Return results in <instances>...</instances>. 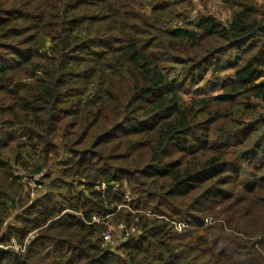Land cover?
Masks as SVG:
<instances>
[{
	"label": "trees",
	"instance_id": "1",
	"mask_svg": "<svg viewBox=\"0 0 264 264\" xmlns=\"http://www.w3.org/2000/svg\"><path fill=\"white\" fill-rule=\"evenodd\" d=\"M187 1L0 0V264H264V0Z\"/></svg>",
	"mask_w": 264,
	"mask_h": 264
},
{
	"label": "rangeland",
	"instance_id": "2",
	"mask_svg": "<svg viewBox=\"0 0 264 264\" xmlns=\"http://www.w3.org/2000/svg\"><path fill=\"white\" fill-rule=\"evenodd\" d=\"M130 1L132 2L134 1L136 3V5H134V8L136 10L139 9L141 13L150 14L154 5L164 2V1L167 2L170 0H130ZM235 1L237 0H188L186 3L181 4V6L177 9L176 13L183 15L184 16L183 18L193 23L196 22L201 16L212 15L216 17L221 23L228 24L231 20L233 10H235L234 9ZM244 3H247V2L244 1ZM180 22H179V25L183 23V22L181 23ZM178 72L179 70L177 69V71L174 74H178ZM232 75H233V71L231 70L227 71L226 73H222L220 75L219 74L215 75V74L210 73L206 77L204 82H202L198 87L190 91L185 96V98L189 100V99H194L197 97L212 96V95L220 94L222 90L215 89L213 84L222 83L224 81H227L231 78ZM33 186L34 185H31L30 187L33 188ZM38 190H39L38 192L34 193V197L45 198L47 195L46 191H44V189H38ZM59 200L60 198L58 197L54 198V201L56 202H59ZM50 206H55V205L51 204ZM111 227H112L113 232H115L116 238L119 240L121 238V236L119 235L122 234V231H124V229L123 228L120 229V227L116 228L114 226H111ZM226 232L230 234L229 232H232V231L226 230ZM35 236H36V233L34 235H31L29 239H32ZM13 246H14V242H13ZM13 246L12 248H14ZM220 246L224 247L226 245L225 243H220ZM19 247L20 245L17 243V240H15V248H19Z\"/></svg>",
	"mask_w": 264,
	"mask_h": 264
},
{
	"label": "built area",
	"instance_id": "3",
	"mask_svg": "<svg viewBox=\"0 0 264 264\" xmlns=\"http://www.w3.org/2000/svg\"><path fill=\"white\" fill-rule=\"evenodd\" d=\"M102 188L104 189L105 188V185H103L102 186ZM125 229L124 228V226H120V229ZM112 227H110L109 228V231L108 232H106L105 234H104V240H105V242H106V244L107 245H109V246H116V245H118V243H117V241L114 239V236H113V234H112ZM29 242L27 241L26 242V244H28ZM14 248H15V242H14V246H13ZM17 251L18 250H21V251H24L25 250V246H20L19 248H15Z\"/></svg>",
	"mask_w": 264,
	"mask_h": 264
}]
</instances>
